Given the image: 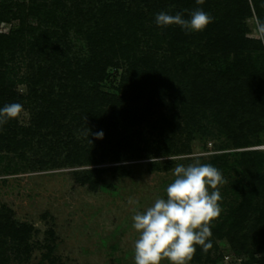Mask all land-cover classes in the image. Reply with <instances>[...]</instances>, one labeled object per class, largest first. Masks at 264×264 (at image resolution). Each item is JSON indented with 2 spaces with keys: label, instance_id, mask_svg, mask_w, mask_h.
<instances>
[{
  "label": "rangeland",
  "instance_id": "1",
  "mask_svg": "<svg viewBox=\"0 0 264 264\" xmlns=\"http://www.w3.org/2000/svg\"><path fill=\"white\" fill-rule=\"evenodd\" d=\"M16 1L32 6L30 0ZM257 1L264 11V0ZM157 2L47 0L37 10H25L22 35L16 32L20 20H0V108L23 105L18 118L0 125V215L32 227L21 243L0 235V264H135L134 209L144 211L166 198L175 167L196 162L212 164L225 182L218 186L222 212L211 224L213 246L204 252L197 245L188 264H221L226 254L234 264H245L247 257L228 237L245 199L238 160L246 151L264 152V128L248 137V145L235 146L210 110L194 119L190 111L183 114V106L196 104L194 91L223 88L229 78L220 70L233 57L211 54L203 33L198 45L175 42V25L156 23V15L165 12L154 7ZM248 2L252 15L235 19V26L253 40L243 58L259 63L264 42L254 30L257 15ZM166 8L170 15L179 11ZM77 11L85 17L64 22L68 12L71 17ZM32 43L42 55L29 49ZM177 45L203 55L202 61L186 62L187 51L171 52ZM133 63L142 74L139 87L127 82ZM86 64L89 78L82 77ZM98 77L119 94L83 87L75 95L76 81L94 85L90 78ZM101 131L103 138H96ZM130 198L138 206L130 205ZM246 213L248 242L264 238L257 212ZM253 257L252 264H264V251Z\"/></svg>",
  "mask_w": 264,
  "mask_h": 264
},
{
  "label": "trees",
  "instance_id": "2",
  "mask_svg": "<svg viewBox=\"0 0 264 264\" xmlns=\"http://www.w3.org/2000/svg\"><path fill=\"white\" fill-rule=\"evenodd\" d=\"M30 1L32 2V6H28L23 2H17L16 0H6L1 3L0 20L15 18L20 20L19 28L16 32L22 35L23 33L20 30L27 20V15H23L25 10H37L38 7L45 6L47 0ZM256 1L252 0L255 14L264 21V11H262L258 5V1L257 3ZM167 4L178 9L177 13H181L185 19H190L191 12L196 9H202L214 18L213 22L203 31H192L187 34L184 29L175 25L171 29L175 42L183 43L184 45L189 43L196 45L199 43V41H196L197 38L199 39V34L203 33L206 35L204 46L208 48L211 54L219 51L223 54L231 53L233 57L232 62L220 70V75L223 79L229 78L226 84L224 83L223 88L221 90L216 89L211 93L194 91L192 93L193 96L190 97L196 104L194 106L192 104V107L188 109L183 106V114H187L186 112L190 111V117L194 119L196 115L203 111L210 110L221 126L227 130V137L234 143L233 145H248L250 143L248 137H254L258 131L264 128V124H262V120H264V53L260 54L259 63L245 60L249 58L247 56L243 58L244 47L253 42V40L244 36L242 30H238L235 26V19L242 20L253 13L248 0H205L202 5L197 4L196 0H158L157 6L154 7H157L158 10H164L168 14L169 12L166 10ZM70 14L68 12L66 17L63 18L65 23H69L72 17L77 19L85 17L84 13L80 11H77L71 17L69 16ZM60 27L65 28L64 26ZM7 36L11 38L13 33ZM117 47V49L122 48L120 46ZM29 49L33 53L43 54L34 43L29 45ZM172 49L171 52L177 53L187 51L188 58L186 62L193 61V57L196 59L198 57L202 61L204 57L203 55H198L195 51L189 50L186 46L180 47L177 45L172 47ZM134 66L135 63L132 64L131 69L127 70L130 77V80H127V82L130 86L139 87L141 85L142 74ZM85 68L86 72L82 74V77L89 78L87 73L91 71V68L88 64L85 65ZM143 73L150 76V72L144 71ZM90 80L94 82V85H85L80 80L76 81V85L73 84L71 86L72 89L74 87V89L78 90H75V95L83 92L85 90L83 87L91 91L98 90V94L100 95L119 94L117 87L102 82L99 77L90 78ZM152 85L154 86L155 83L153 82ZM95 86H98V89ZM257 142L258 140L256 139L254 143ZM225 159L224 157L223 163H225ZM238 165L241 167L240 173L242 175V188L245 190V199L242 204L243 213L234 222L232 226L233 232L230 231L231 233H228V237L233 249L247 257L245 264H252L256 261L253 257L254 253L264 251V238L255 239L253 237L254 239L248 242L250 238L243 230H245L244 224L249 220L246 212L255 211L257 212L256 223L260 225L259 232L264 237V152H243L239 155ZM89 187L94 189L95 182L90 180ZM255 197H259L258 203L257 199L253 203V198L255 199ZM6 219V217L0 215V235L7 234L20 243L24 242L32 227L25 223L19 225L13 223V221L8 223ZM214 231L218 232L220 230L214 229ZM222 256L223 254L220 259Z\"/></svg>",
  "mask_w": 264,
  "mask_h": 264
},
{
  "label": "clouds",
  "instance_id": "3",
  "mask_svg": "<svg viewBox=\"0 0 264 264\" xmlns=\"http://www.w3.org/2000/svg\"><path fill=\"white\" fill-rule=\"evenodd\" d=\"M205 0H196L203 4ZM159 26L178 25L188 32L203 31L214 18L202 9H196L185 19L181 13L160 12L155 17ZM255 32L264 42V21L254 18ZM23 111L20 103L0 108V125L16 119ZM102 139L103 132L95 133ZM154 163V160H152ZM174 180L166 187V198H157L144 211L134 209L132 227L138 233L134 242L135 264H188L200 246L204 252L212 248L211 224L222 208L218 186L223 184L221 172L210 163L177 165ZM211 189V191H210ZM130 205L139 202L129 199Z\"/></svg>",
  "mask_w": 264,
  "mask_h": 264
},
{
  "label": "built area",
  "instance_id": "4",
  "mask_svg": "<svg viewBox=\"0 0 264 264\" xmlns=\"http://www.w3.org/2000/svg\"><path fill=\"white\" fill-rule=\"evenodd\" d=\"M221 264H234L233 260L226 254L222 260Z\"/></svg>",
  "mask_w": 264,
  "mask_h": 264
}]
</instances>
